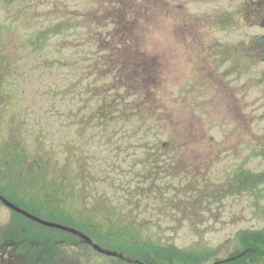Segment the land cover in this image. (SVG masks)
I'll use <instances>...</instances> for the list:
<instances>
[{
	"label": "rangeland",
	"instance_id": "1",
	"mask_svg": "<svg viewBox=\"0 0 264 264\" xmlns=\"http://www.w3.org/2000/svg\"><path fill=\"white\" fill-rule=\"evenodd\" d=\"M241 1L0 0V182L41 185L58 219L89 212L110 225L90 236L117 252L68 243L50 264H147L107 245L127 227L169 263L179 248L209 255L177 264L230 260L239 232L264 234L261 30Z\"/></svg>",
	"mask_w": 264,
	"mask_h": 264
},
{
	"label": "trees",
	"instance_id": "2",
	"mask_svg": "<svg viewBox=\"0 0 264 264\" xmlns=\"http://www.w3.org/2000/svg\"><path fill=\"white\" fill-rule=\"evenodd\" d=\"M4 151H0V155L3 154ZM6 154V152H5ZM14 155L17 156V153L14 152ZM1 158V157H0ZM25 173V172H24ZM23 173V176H24ZM41 174V173H40ZM42 176V175H41ZM23 180V177H19ZM17 179V178H16ZM16 179L13 180L12 183H5L3 181L0 182V192L4 193V195L9 198L12 202L15 204L27 209L28 211H31L35 213L36 215H39L40 217H43L45 219H57L56 216L58 215L59 210L56 204V201L54 198L55 196H49L48 193L45 191H42L40 194V197L38 196V192L35 191L38 189L41 185L36 184L35 186L32 185H25L27 188L21 187L20 183ZM28 180H26L27 182ZM25 184V183H24ZM53 184V183H52ZM51 184V185H52ZM32 188V189H31ZM80 190H83L79 188ZM76 189H74L75 192ZM31 192H37L34 193L36 198L38 199L35 201H32L30 199ZM62 207V206H61ZM84 213V214H83ZM21 216V215H20ZM62 216H67L71 219L72 223L71 225L78 227L80 229H84L87 233L89 231L87 230H97L105 232V230H108L110 225L101 223L100 225H92L87 219L91 218V215L89 212H83L80 211L79 208L71 209L68 207H62V212L59 215V219L62 220ZM115 225L120 226L119 229H117L116 232H121V224L120 222H116ZM11 236V238H15L16 241L21 243L22 251L25 252L27 250H35V247H37L38 252L37 257L40 259V257L45 258L53 256L52 259L57 260V253L59 252L60 248V241L63 239V233L57 229L53 228H47L45 226H42L39 223H36L32 220H29L25 218L24 216H21L20 225H17V227L14 228ZM138 229V227H137ZM138 230L126 228V230H123L121 232V237L117 238L118 240L112 239V241H109L107 244L110 247H115L118 251L124 253L125 255H133L139 254L141 251H144L143 258L146 260V258H149L150 261L146 260L147 264H177L173 262H196V261H202L203 259L209 258V255L196 253L194 251H182L180 250L179 253L183 255V259H179V257L176 255L174 256L171 263L167 261L166 257H160L159 255H152L151 250H154L156 252L159 251L158 246L154 245V243L148 241V245H145L146 242L139 241L140 238L138 236ZM142 232V231H141ZM100 233H97L98 235ZM239 239L241 244L244 246V254L236 258L232 262H227L223 264H249L251 259H263L264 257V234H256V232L252 236H244L242 237L241 234ZM27 245V247H26ZM150 245V252H149V246ZM28 248V249H26ZM31 248V249H29ZM31 250L33 253L34 251ZM61 255V253H59ZM34 256V255H33ZM36 258V257H35ZM50 259V258H49ZM185 260V261H184ZM206 261V260H205ZM54 263V262H53Z\"/></svg>",
	"mask_w": 264,
	"mask_h": 264
},
{
	"label": "flooded vegetation",
	"instance_id": "3",
	"mask_svg": "<svg viewBox=\"0 0 264 264\" xmlns=\"http://www.w3.org/2000/svg\"><path fill=\"white\" fill-rule=\"evenodd\" d=\"M242 4V5H241ZM242 21L248 22L251 26H258L261 30L260 34L256 38V54L253 58L258 61V65L264 68L263 50L261 48L259 38L264 36V0H243L238 3L234 9ZM241 52H245L242 50ZM249 53V52H248ZM252 54H248L251 56ZM247 60H243L242 65L248 64ZM238 66V63L233 62V69ZM246 68V66H243ZM239 69V68H237ZM229 72V70H227ZM2 203V201L0 200ZM3 234V235H2ZM0 236V264H43L42 259H34L28 251L23 252L21 243L16 241L15 238L7 237L5 232H2ZM48 262V260H46Z\"/></svg>",
	"mask_w": 264,
	"mask_h": 264
},
{
	"label": "water",
	"instance_id": "4",
	"mask_svg": "<svg viewBox=\"0 0 264 264\" xmlns=\"http://www.w3.org/2000/svg\"><path fill=\"white\" fill-rule=\"evenodd\" d=\"M261 42H262V45H263V48H264V39H262ZM14 209L17 210L18 212H21L22 214L26 215L27 217H29V218L41 223L42 225H45V226H48V227H54V228H58V229H61V230H64V231H68V232L74 233V234L78 235L79 237L83 238L85 241L91 242L89 237L86 236L85 234L81 233L80 231H77V230H75L73 228H70L68 226H65V225H62V224H59V223H56V222L43 220V219L38 218L35 215L30 214V213H28V212H26V211H24V210H22V209H20L18 207H14ZM94 247L97 250L101 251V248L98 245L94 244ZM108 254H110V255L114 254L115 255L116 253L108 252Z\"/></svg>",
	"mask_w": 264,
	"mask_h": 264
}]
</instances>
